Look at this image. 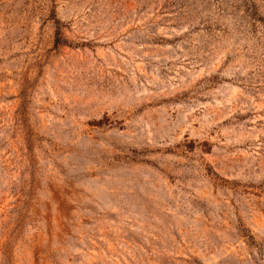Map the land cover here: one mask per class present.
Returning a JSON list of instances; mask_svg holds the SVG:
<instances>
[{
	"label": "rangeland",
	"instance_id": "obj_1",
	"mask_svg": "<svg viewBox=\"0 0 264 264\" xmlns=\"http://www.w3.org/2000/svg\"><path fill=\"white\" fill-rule=\"evenodd\" d=\"M0 264H264V0H0Z\"/></svg>",
	"mask_w": 264,
	"mask_h": 264
}]
</instances>
